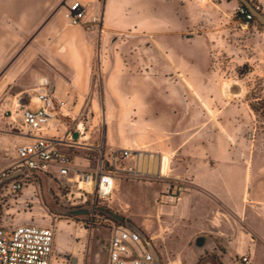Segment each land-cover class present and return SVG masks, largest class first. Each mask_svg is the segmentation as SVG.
<instances>
[{"label":"crops","instance_id":"0c3cea01","mask_svg":"<svg viewBox=\"0 0 264 264\" xmlns=\"http://www.w3.org/2000/svg\"><path fill=\"white\" fill-rule=\"evenodd\" d=\"M72 1L0 0V100L10 107L16 96L32 95L40 78L48 77L58 98L67 103L79 101L90 93L97 59L106 88L129 84L128 95L121 89H115L117 93L109 90L115 103L133 104L132 118L161 119V141L155 138L134 150L137 139L130 138L127 145L105 131L103 141L107 151L133 149L131 162L137 167L140 153L156 157L155 173L178 180L176 185L166 182L165 187L183 194L178 204L165 207L163 214L155 216L152 207L151 217L145 219L143 228L129 220L124 222L141 232L156 261L159 252L163 264H241L236 258L242 254H250L254 264H264V178L251 183L253 159H245V128L231 127L228 119L224 123L217 117L206 116L195 99L207 98L202 90L199 95H185L187 83L175 84L178 94L171 95L163 89L157 93L153 79L148 77V64L144 68L145 78L122 74L114 79L104 73L103 56L108 49H102L100 44L108 33L117 32L122 21H128L127 30H140L149 39H161L164 46L169 23L167 3L150 0L142 8L143 0H80L88 11L101 16L98 29L88 31L71 25L65 17V9ZM128 7L127 20L115 18ZM140 11L143 16H138ZM146 44L137 51L151 56V64L156 59L163 68L164 59H168L166 48L154 49L150 42ZM135 51L129 50L124 55H138ZM199 53L203 54V50ZM122 63L128 68L133 65L130 59ZM193 86L196 88V83ZM134 104H140L141 111ZM5 105L0 103V116L8 126V129L0 126V168L16 159L19 143V137L11 131ZM152 135L157 133L154 131ZM7 151L6 158L3 154ZM71 156L78 166L94 169L95 164L91 166L87 159L79 163L80 157ZM164 156H168V164L163 174ZM257 168V172L262 168L264 171V165ZM155 192V187L118 179L114 194L153 196ZM81 261L80 255L70 259L71 264Z\"/></svg>","mask_w":264,"mask_h":264},{"label":"rangeland","instance_id":"374dc122","mask_svg":"<svg viewBox=\"0 0 264 264\" xmlns=\"http://www.w3.org/2000/svg\"><path fill=\"white\" fill-rule=\"evenodd\" d=\"M149 1L143 0L141 6H145ZM164 1L167 3L169 15L168 35L164 46L161 39H149L140 30H127L128 21H122L121 27L116 29L117 32L108 33L100 44L102 49H108L107 54L103 56L106 71L104 73L114 79L122 74L145 78L147 74L144 68L148 64V77L153 79L157 93L163 89L171 95L178 94L175 87L177 82L187 83L185 95H199V90H202L207 100H195L206 116L217 117L224 123L228 119L231 127L245 128V159H253L251 183L255 184L257 180L264 178L263 168L257 172V167L264 165V24L256 17L246 22L237 15L236 8L242 3L240 0ZM247 1L253 6H259L258 11L264 15V0ZM129 10V7L122 10L121 15H115V18L125 20L130 15ZM143 13L138 12V16H143ZM147 42H150V47L154 49L158 46L165 47L168 51V59H164L163 68L156 59L155 64H151V56L142 55V51H137L145 47ZM129 50H136L139 54L124 55ZM200 50H203V54L199 53ZM132 58H136V61L131 60ZM128 59L133 64L129 68L122 63ZM98 67L96 59L90 93L79 101H70V110L66 111V115L59 117L60 123L54 125L61 136L82 121L83 135L88 138L82 140L81 145L77 147L63 145L60 148L80 157L81 160L77 161L79 163L87 159L91 166L98 158L105 131H108L112 138H121L127 145L130 138L137 139L138 146L134 145V150H139L141 145L149 140L156 138L161 141V119L132 118L135 114L131 112L133 104L115 103L114 95L109 92L111 90L117 93L115 89H121L123 94L128 95L129 84L106 88ZM193 83H196V88ZM233 83L241 87L242 91L231 87ZM0 103L4 106L7 102L1 99ZM134 105V108L138 107V111H141L140 104ZM0 126L8 129L1 116ZM11 131L15 132V129L12 128ZM154 131L157 133L155 136L152 135ZM3 155L7 158L9 152H4ZM145 164L144 161L143 166H146ZM121 179L155 187L156 192L153 196L149 193L114 194L109 201L101 200L96 208L92 228L81 226L82 223L89 222L88 213H74L75 210L84 208L69 205L64 194L65 189L56 179H48L45 175L41 176L39 181L38 194L21 193L6 198V212H1L0 218L9 226L28 223L55 224L53 264H64L62 259L70 260L79 255L82 248L89 264H106L110 226L105 218L114 221L129 220L143 228L145 219L151 217L152 207L155 216L156 213L163 214L165 207H175L183 195L180 194L179 200L168 201L167 190H171L165 187V183L169 181L176 185L178 180L153 172ZM188 185L192 184L189 182ZM247 255L254 264L253 257ZM161 258L158 252L157 264H163ZM236 260L244 264L240 256Z\"/></svg>","mask_w":264,"mask_h":264},{"label":"built area","instance_id":"2783aa9c","mask_svg":"<svg viewBox=\"0 0 264 264\" xmlns=\"http://www.w3.org/2000/svg\"><path fill=\"white\" fill-rule=\"evenodd\" d=\"M253 7L259 10V6ZM236 13L246 22L255 19L254 14L243 3L237 6ZM64 15L71 25L88 31L97 30L101 22V16L88 11L80 0L70 2ZM51 83L48 77L40 78L32 95L16 96L11 106L5 110L19 137V143L16 147V159L7 167L0 168V214L6 212V198L21 193L38 194L39 181L45 175L48 179H56L65 189L69 205L84 208L85 213L89 214V222L82 223L81 226L92 228L98 203L101 200H111L118 179L135 178L150 172L139 170L131 162L134 158L131 148L107 151L104 142L99 147L100 152L93 170L75 164L71 154L62 151L60 146L81 145L83 123L79 121L72 130L61 136L58 134L54 125L60 123L59 117L66 115L70 108L66 100L54 94L50 88ZM81 182L84 186H79ZM167 194L168 201L180 199L179 191L167 190ZM104 220L110 226L106 264L154 263L153 249L146 244L137 228L120 220ZM55 234V224L9 226L0 218V264H53ZM79 255L82 256V261L78 264H87L83 248L79 250ZM240 259L244 264H252L247 254L240 255ZM62 260L64 264H71L66 258Z\"/></svg>","mask_w":264,"mask_h":264},{"label":"bare ground","instance_id":"6f19581e","mask_svg":"<svg viewBox=\"0 0 264 264\" xmlns=\"http://www.w3.org/2000/svg\"><path fill=\"white\" fill-rule=\"evenodd\" d=\"M228 83V82H227ZM227 86V84H225ZM231 87H234L236 89H239L240 92L242 91V88L239 87L236 83H233L232 85H230ZM229 87V85L227 86ZM83 134V133H82ZM88 137L83 135L82 136V140H86ZM139 157H140V160H139V164H138V169L139 170H142V171H146V172H153L155 173V170H156V167H157V158L152 156V155H148V154H144V153H140L139 154ZM145 161V165L146 166H143V162ZM167 164H168V156H164L163 157V168H162V173H166L167 171ZM141 169H140V168ZM145 169V170H143ZM156 174H159L161 175L160 173H156ZM79 186H84V184L81 182L79 184Z\"/></svg>","mask_w":264,"mask_h":264},{"label":"water","instance_id":"95a60500","mask_svg":"<svg viewBox=\"0 0 264 264\" xmlns=\"http://www.w3.org/2000/svg\"><path fill=\"white\" fill-rule=\"evenodd\" d=\"M240 1L247 6L249 11L254 14V16L257 18L259 22L264 24V15L261 12L256 10L247 0H240ZM74 135H76V132L74 133ZM84 211H85L84 209H79V210H75L74 213H83ZM153 264H157L156 259L154 260Z\"/></svg>","mask_w":264,"mask_h":264}]
</instances>
